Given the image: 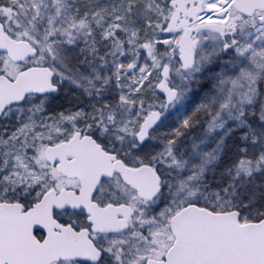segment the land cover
I'll use <instances>...</instances> for the list:
<instances>
[{
    "label": "snow or ice",
    "instance_id": "snow-or-ice-1",
    "mask_svg": "<svg viewBox=\"0 0 264 264\" xmlns=\"http://www.w3.org/2000/svg\"><path fill=\"white\" fill-rule=\"evenodd\" d=\"M0 264H264V0H0Z\"/></svg>",
    "mask_w": 264,
    "mask_h": 264
}]
</instances>
